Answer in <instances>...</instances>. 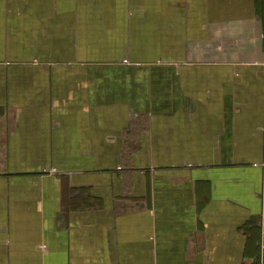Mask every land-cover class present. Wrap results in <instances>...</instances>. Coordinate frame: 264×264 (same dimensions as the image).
<instances>
[{
  "label": "crops",
  "instance_id": "crops-1",
  "mask_svg": "<svg viewBox=\"0 0 264 264\" xmlns=\"http://www.w3.org/2000/svg\"><path fill=\"white\" fill-rule=\"evenodd\" d=\"M0 264H264V0H0Z\"/></svg>",
  "mask_w": 264,
  "mask_h": 264
}]
</instances>
